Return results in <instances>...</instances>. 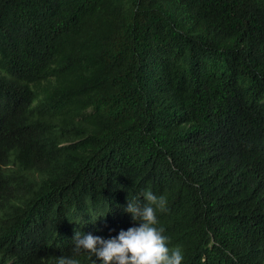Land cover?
Listing matches in <instances>:
<instances>
[{
  "label": "trees",
  "instance_id": "obj_1",
  "mask_svg": "<svg viewBox=\"0 0 264 264\" xmlns=\"http://www.w3.org/2000/svg\"><path fill=\"white\" fill-rule=\"evenodd\" d=\"M146 190L182 264H264V0H0V264Z\"/></svg>",
  "mask_w": 264,
  "mask_h": 264
},
{
  "label": "clouds",
  "instance_id": "obj_2",
  "mask_svg": "<svg viewBox=\"0 0 264 264\" xmlns=\"http://www.w3.org/2000/svg\"><path fill=\"white\" fill-rule=\"evenodd\" d=\"M141 196L144 203L136 197L127 199L124 207V211L137 222L136 226L121 229L116 236L107 239L76 231L72 240L73 255H61L55 264H81L77 258L80 254L89 258L88 264H182L184 256L181 249L169 246V237L159 226L157 211L166 210V197L150 190Z\"/></svg>",
  "mask_w": 264,
  "mask_h": 264
}]
</instances>
